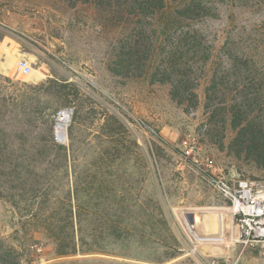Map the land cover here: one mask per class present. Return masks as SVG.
I'll return each instance as SVG.
<instances>
[{"label":"rangeland","instance_id":"374dc122","mask_svg":"<svg viewBox=\"0 0 264 264\" xmlns=\"http://www.w3.org/2000/svg\"><path fill=\"white\" fill-rule=\"evenodd\" d=\"M220 14L200 24L208 40L219 36L217 48L228 26V12ZM238 16L259 21L258 14ZM159 21L70 0H0V264H264V250L234 241L230 208L210 187L206 165L264 182V159L247 149L241 129L264 126V106L231 112L246 102L230 92L233 85L217 87L206 101L208 84L199 69L193 74L197 101L172 99L159 60L175 46L176 35L162 36ZM19 58L31 64V75L17 74ZM78 108L64 200L82 210L75 240L93 247L59 257L51 239L21 220L13 204L43 207L36 195L51 164L38 157L35 134L51 138L48 121L58 110H71L67 142ZM38 110L46 115L33 121ZM106 113L125 126L126 137L116 144L120 154L107 151L101 135ZM239 116L246 122L234 128ZM106 186L114 195L103 200ZM11 217L15 229L5 235ZM106 219L124 226L125 234L102 233ZM100 240L103 254L94 245Z\"/></svg>","mask_w":264,"mask_h":264},{"label":"trees","instance_id":"16d2710c","mask_svg":"<svg viewBox=\"0 0 264 264\" xmlns=\"http://www.w3.org/2000/svg\"><path fill=\"white\" fill-rule=\"evenodd\" d=\"M70 1L92 3L97 7L106 6L128 17H155L161 20L157 27L162 36L168 38L170 33H175L176 44L159 60L161 63L159 68L162 80L170 85L171 98L179 103L197 101L194 88L198 78H195L193 74L199 69L203 71V78L206 77L205 80L208 84L204 91L206 101L210 100L211 93L219 92L217 87L233 85L230 92L240 94V97L246 102L231 106V112L243 107L264 106V0ZM222 11L228 12V26L223 29L221 45L217 48L215 44L220 42L219 36H215L211 41L208 40L202 32L200 24L210 18H217ZM245 13L246 15L258 14L259 21L251 23L247 17L238 16ZM128 58L131 56L128 55ZM148 59H150V65L155 62L151 56ZM188 91L189 93H187ZM50 109L51 107L45 109L48 115H50ZM45 113L40 111L37 118L33 117V121H41L46 115ZM79 116L78 108L74 112L72 123L67 127L68 141L65 143L58 142L55 137L54 120L48 121L51 138L46 139L43 131L35 134L38 142L35 146L38 157L40 160L47 158L48 164H51V175L40 178L43 190L38 191L36 195L43 207L33 211V209L19 208L17 204H13L21 220L27 218L26 222H30L37 229L39 227L51 239L55 245L56 255L59 257L88 253L92 251L93 247L86 242L79 244L75 240L82 210L79 205H71L72 202L66 203L64 200L66 192L63 188V178L66 164L74 154L71 137ZM239 117L232 123L234 128L246 122V118ZM253 124L248 126L247 132H245L246 125H244L241 128L242 131L244 130L242 135L245 138L244 144H248L247 149L261 160L264 159V126L261 122ZM100 130L101 135L110 145L107 151L113 150L112 153H114L117 150L116 153L120 154V149L116 144H120L118 140L126 137L124 124L114 115L106 113L102 116ZM110 163V161L104 163V170L107 174ZM261 165H264V162ZM107 186L106 194L102 193L103 200L114 195V193H109L110 190ZM77 187L78 185L75 184L74 203L78 201ZM49 191H51V196L48 194ZM48 196L50 197L48 198ZM51 207L52 210H50ZM101 213L105 214L107 218L109 217V211L106 209ZM105 221L100 226L102 233L109 229L112 235H116L117 238L125 234L124 226L113 225L109 219ZM94 245L97 246L98 253L103 254L106 243L100 240L95 241Z\"/></svg>","mask_w":264,"mask_h":264},{"label":"built area","instance_id":"2783aa9c","mask_svg":"<svg viewBox=\"0 0 264 264\" xmlns=\"http://www.w3.org/2000/svg\"><path fill=\"white\" fill-rule=\"evenodd\" d=\"M15 71L23 77L29 76L31 64L19 58L15 62ZM71 113V110L61 109L55 114V136L59 142L63 143L66 137L65 130L63 134L59 133V126L62 121L66 126ZM206 165L210 172V187L230 208L234 241L264 250V182L245 180L234 173L225 174L207 161Z\"/></svg>","mask_w":264,"mask_h":264},{"label":"water","instance_id":"95a60500","mask_svg":"<svg viewBox=\"0 0 264 264\" xmlns=\"http://www.w3.org/2000/svg\"><path fill=\"white\" fill-rule=\"evenodd\" d=\"M15 229L14 217H11L3 228V234L7 235Z\"/></svg>","mask_w":264,"mask_h":264},{"label":"bare ground","instance_id":"6f19581e","mask_svg":"<svg viewBox=\"0 0 264 264\" xmlns=\"http://www.w3.org/2000/svg\"><path fill=\"white\" fill-rule=\"evenodd\" d=\"M20 51V50H19ZM30 60V59H29ZM33 60V59H32ZM64 121H65V119H64ZM65 123L62 121V124L59 126V133L60 134H63V132H64V128H65V125H64ZM63 136V135H62Z\"/></svg>","mask_w":264,"mask_h":264}]
</instances>
